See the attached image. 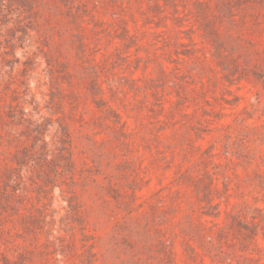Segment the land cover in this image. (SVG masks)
<instances>
[{
	"label": "rangeland",
	"instance_id": "rangeland-1",
	"mask_svg": "<svg viewBox=\"0 0 264 264\" xmlns=\"http://www.w3.org/2000/svg\"><path fill=\"white\" fill-rule=\"evenodd\" d=\"M0 264H264V0H0Z\"/></svg>",
	"mask_w": 264,
	"mask_h": 264
}]
</instances>
